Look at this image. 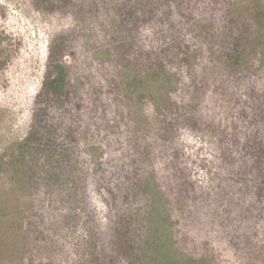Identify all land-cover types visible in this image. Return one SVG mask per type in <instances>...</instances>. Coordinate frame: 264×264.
I'll use <instances>...</instances> for the list:
<instances>
[{"label": "rangeland", "instance_id": "obj_1", "mask_svg": "<svg viewBox=\"0 0 264 264\" xmlns=\"http://www.w3.org/2000/svg\"><path fill=\"white\" fill-rule=\"evenodd\" d=\"M183 1L187 10L181 17V27L189 59L174 68L178 81L171 95L177 103V112L173 113L177 119L176 145L188 157L195 191L188 205L168 208L171 217L157 256L165 264H197L202 257L210 259L211 264H244L247 243L260 242L263 234L247 213V187L242 190V182L231 173L232 169L217 161L213 133L218 124L230 121L233 99L245 88L227 73L224 55L229 34L227 9L241 11L243 0H223L222 4L214 0ZM177 13L175 20L180 18ZM109 26L110 15L102 12L80 21L72 15L40 12L33 0H0V50H6L0 57V158L9 156L31 129L36 98L47 72L49 48L56 38L74 39L72 53L64 58L72 67L74 83H86L83 91L101 84L116 95L114 80L122 68L107 59ZM139 44L145 49L158 48L162 44L158 26L143 29ZM257 58H252V69L261 64ZM263 76L262 70L251 74L252 86L261 88ZM113 95H102L104 101L111 102L107 113L99 108L93 113L85 110L59 117L79 121L90 129L86 138L78 134L77 143L68 145L66 151L74 176L84 184L88 208L75 201L72 186L55 172L54 163L47 158L29 171L30 191L13 192L0 186V220L8 230L6 243L12 248L17 244L12 230L22 224L29 234L33 264H81L87 229L94 225L103 233L108 225L105 198L110 195L97 188L102 168L122 162V156L133 151L134 135L143 146L161 134L162 117L152 100L147 98L144 104L131 108L136 115L114 103ZM104 114L108 123H102ZM135 115L147 122V130L139 125L141 132H137L132 119ZM130 159L124 158L127 163ZM170 197L174 199V195ZM261 240L264 242V238ZM7 257L4 264H30V254Z\"/></svg>", "mask_w": 264, "mask_h": 264}, {"label": "trees", "instance_id": "obj_2", "mask_svg": "<svg viewBox=\"0 0 264 264\" xmlns=\"http://www.w3.org/2000/svg\"><path fill=\"white\" fill-rule=\"evenodd\" d=\"M214 3L222 4L223 0H214ZM242 4L241 11L227 9L225 23L229 34L224 55L227 73L235 83L245 84V88L233 99L230 121L218 124L213 133L220 159L217 161L232 169L231 173L242 182V190L247 187V213L257 229L261 228L259 231L264 238V82L257 88L252 86L251 77L260 70L264 73V0H243ZM33 5L40 12L72 15L80 21L101 12L109 14L107 59L121 65L122 69L114 80L116 95L101 84L83 91L86 83H74L72 67L64 62L74 49V39L56 38L49 48L47 72L36 98L37 110L31 129L9 156L0 158V186L13 192L30 191L29 171L47 158L54 163L55 172L72 186L75 201L88 208L84 184L74 176L66 151L68 145L77 143L78 134L86 138L90 129L79 121L59 117L85 110L93 113L99 108L107 113L111 102L103 100L105 93L112 94L111 99L118 106L137 115L135 109L131 113V108L144 104L149 98L162 117L161 134L143 146L138 135H134L133 151L123 155L122 162L102 168L97 188L100 193L105 189L110 195L109 199L105 198L108 225L103 233L94 225L87 229L81 264H165L157 255L163 247L162 235L171 217L168 211L173 204L180 208L188 205L191 192L195 191L188 157L176 145L177 119L173 113L177 112V103L171 95L178 81L173 70L189 59L181 27V17L187 10L184 1L33 0ZM175 12L180 15L176 20ZM154 25L162 35V44L145 49L139 44V35L143 29ZM254 56L261 64L252 69ZM136 115L131 117L137 132L147 130V122ZM103 122L108 123L106 114ZM125 156L131 158L130 163L124 160ZM168 194L174 195V199ZM21 225L12 230L17 243L12 248L6 243L8 230L0 220V264H4L6 255L9 259L17 254L23 258L30 254V264H33L29 234ZM261 239L256 244L247 243L244 264H264ZM196 263L211 264V261L202 257Z\"/></svg>", "mask_w": 264, "mask_h": 264}, {"label": "water", "instance_id": "obj_3", "mask_svg": "<svg viewBox=\"0 0 264 264\" xmlns=\"http://www.w3.org/2000/svg\"><path fill=\"white\" fill-rule=\"evenodd\" d=\"M6 52V50L5 49H3V50H0V57L4 54Z\"/></svg>", "mask_w": 264, "mask_h": 264}]
</instances>
